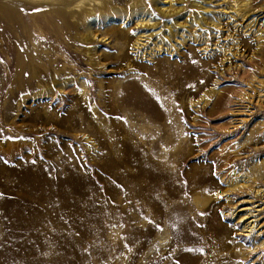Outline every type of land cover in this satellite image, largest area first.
Returning <instances> with one entry per match:
<instances>
[{
    "label": "rangeland",
    "instance_id": "rangeland-1",
    "mask_svg": "<svg viewBox=\"0 0 264 264\" xmlns=\"http://www.w3.org/2000/svg\"><path fill=\"white\" fill-rule=\"evenodd\" d=\"M234 1L0 0V264H264V0Z\"/></svg>",
    "mask_w": 264,
    "mask_h": 264
},
{
    "label": "bare ground",
    "instance_id": "bare-ground-1",
    "mask_svg": "<svg viewBox=\"0 0 264 264\" xmlns=\"http://www.w3.org/2000/svg\"><path fill=\"white\" fill-rule=\"evenodd\" d=\"M234 3H235V7H236V12H239V11H242V10H246V8H247V6H246V4H248V0H235L234 1ZM149 14L147 13V12H144V11H141L140 13H138L136 16H134V17H136L135 18V26H136V28H140V29H145V26H148L149 28L151 27V26H154L153 24H152V19L148 16ZM107 17V16H106ZM93 23H94V21H90V22H88L87 23V26H86V32L88 33L87 35H88V37L91 35V27L93 26ZM144 36H142L141 34H139V37L137 38V40H136V42H134L138 47L139 46H141L142 44L141 43H139V42H142L141 41V39L143 38ZM136 82H138V81H136ZM136 82H128V81H126L125 83H127V90H128V88H134L135 90H138L137 89V83ZM126 89H124L125 91H126ZM132 95V94H131ZM140 96V95H139ZM130 100H128V102H129ZM246 218V217H245Z\"/></svg>",
    "mask_w": 264,
    "mask_h": 264
}]
</instances>
